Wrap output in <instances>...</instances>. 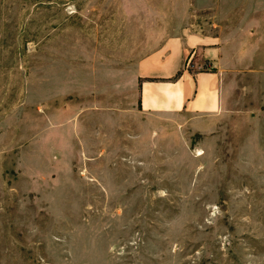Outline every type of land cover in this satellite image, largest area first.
Returning <instances> with one entry per match:
<instances>
[{
	"label": "rangeland",
	"instance_id": "obj_1",
	"mask_svg": "<svg viewBox=\"0 0 264 264\" xmlns=\"http://www.w3.org/2000/svg\"><path fill=\"white\" fill-rule=\"evenodd\" d=\"M205 5L0 0V264H264V62H230L211 136L131 110L132 66Z\"/></svg>",
	"mask_w": 264,
	"mask_h": 264
},
{
	"label": "crops",
	"instance_id": "obj_2",
	"mask_svg": "<svg viewBox=\"0 0 264 264\" xmlns=\"http://www.w3.org/2000/svg\"><path fill=\"white\" fill-rule=\"evenodd\" d=\"M233 2L206 0L204 29L192 20L178 26L136 61L130 69L136 89L132 111L168 122L158 120L159 125L171 120L175 132L182 126L202 136L218 130L228 112L224 76L230 62L248 68L237 69L238 75L258 74L257 64L264 62V0H237V25L229 32L226 5Z\"/></svg>",
	"mask_w": 264,
	"mask_h": 264
}]
</instances>
